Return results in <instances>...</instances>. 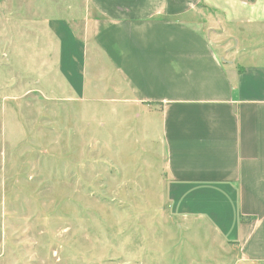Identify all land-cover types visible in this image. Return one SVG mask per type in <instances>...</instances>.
<instances>
[{
  "label": "rangeland",
  "instance_id": "374dc122",
  "mask_svg": "<svg viewBox=\"0 0 264 264\" xmlns=\"http://www.w3.org/2000/svg\"><path fill=\"white\" fill-rule=\"evenodd\" d=\"M2 6L0 264H218L205 230L171 218L156 124L94 57L85 0ZM206 18L219 51L228 32Z\"/></svg>",
  "mask_w": 264,
  "mask_h": 264
},
{
  "label": "crops",
  "instance_id": "0c3cea01",
  "mask_svg": "<svg viewBox=\"0 0 264 264\" xmlns=\"http://www.w3.org/2000/svg\"><path fill=\"white\" fill-rule=\"evenodd\" d=\"M85 9L94 57L125 105L156 124L171 218L205 230L218 264H264V0H85ZM212 13L228 32L219 51L196 21ZM201 191L219 194L210 211L176 209L179 194Z\"/></svg>",
  "mask_w": 264,
  "mask_h": 264
}]
</instances>
